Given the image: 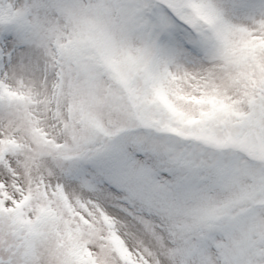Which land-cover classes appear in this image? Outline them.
Listing matches in <instances>:
<instances>
[{"label": "snow or ice", "instance_id": "snow-or-ice-1", "mask_svg": "<svg viewBox=\"0 0 264 264\" xmlns=\"http://www.w3.org/2000/svg\"><path fill=\"white\" fill-rule=\"evenodd\" d=\"M0 264H264V0H0Z\"/></svg>", "mask_w": 264, "mask_h": 264}]
</instances>
